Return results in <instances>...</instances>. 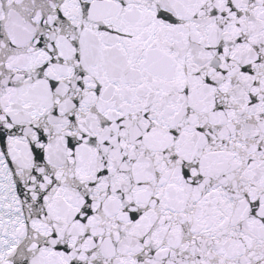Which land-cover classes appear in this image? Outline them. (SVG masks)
Masks as SVG:
<instances>
[{"label":"snow or ice","instance_id":"1","mask_svg":"<svg viewBox=\"0 0 264 264\" xmlns=\"http://www.w3.org/2000/svg\"><path fill=\"white\" fill-rule=\"evenodd\" d=\"M0 264H264V0H0Z\"/></svg>","mask_w":264,"mask_h":264}]
</instances>
